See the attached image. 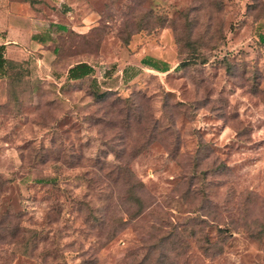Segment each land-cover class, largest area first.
Segmentation results:
<instances>
[{"label": "rangeland", "instance_id": "rangeland-1", "mask_svg": "<svg viewBox=\"0 0 264 264\" xmlns=\"http://www.w3.org/2000/svg\"><path fill=\"white\" fill-rule=\"evenodd\" d=\"M5 2L0 264H264V0Z\"/></svg>", "mask_w": 264, "mask_h": 264}, {"label": "trees", "instance_id": "trees-1", "mask_svg": "<svg viewBox=\"0 0 264 264\" xmlns=\"http://www.w3.org/2000/svg\"><path fill=\"white\" fill-rule=\"evenodd\" d=\"M4 51H5V44L0 43V71L4 69L5 63L8 60L7 57L4 55ZM140 61L142 64L157 70L165 71L169 69V65L167 61L151 55L143 56ZM93 70L94 68L90 63L86 61H78L68 67L67 78L69 79L81 78L87 74L92 73Z\"/></svg>", "mask_w": 264, "mask_h": 264}, {"label": "crops", "instance_id": "crops-1", "mask_svg": "<svg viewBox=\"0 0 264 264\" xmlns=\"http://www.w3.org/2000/svg\"><path fill=\"white\" fill-rule=\"evenodd\" d=\"M5 0H0V43L5 44V48L8 49L11 44V37L15 36L12 35L15 30L19 32L21 29H23L22 26L17 25L13 20H5L3 18V10L6 8L5 6ZM6 30V31H5ZM13 30V31H11Z\"/></svg>", "mask_w": 264, "mask_h": 264}]
</instances>
